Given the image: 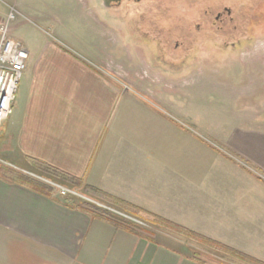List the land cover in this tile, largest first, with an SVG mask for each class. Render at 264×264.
<instances>
[{
  "label": "crops",
  "instance_id": "1",
  "mask_svg": "<svg viewBox=\"0 0 264 264\" xmlns=\"http://www.w3.org/2000/svg\"><path fill=\"white\" fill-rule=\"evenodd\" d=\"M77 3L88 7L84 0ZM82 9L79 16L91 31L98 16ZM40 32H33L36 40L25 39L21 30L16 34L29 56L16 109L14 102L1 127L0 155L9 166L45 164L79 180L75 189L83 195L100 194L95 200L102 205L115 207V200L178 226H195L201 235L211 232L212 240L232 242L222 233L234 234L238 227H257L262 235L264 179L223 153L264 175V130L233 128L227 137L213 136L222 148L209 147L202 134L167 117L175 113L168 102L173 84L162 83L155 67L146 75L149 86L122 76L123 82L113 81L106 62L81 61L75 45L68 49ZM53 198L0 177L5 259L21 251L27 264H203L170 234L148 239ZM246 235L251 242L253 233Z\"/></svg>",
  "mask_w": 264,
  "mask_h": 264
},
{
  "label": "rangeland",
  "instance_id": "2",
  "mask_svg": "<svg viewBox=\"0 0 264 264\" xmlns=\"http://www.w3.org/2000/svg\"><path fill=\"white\" fill-rule=\"evenodd\" d=\"M84 1L88 4L87 9L78 6L77 0H0V18L4 17L3 13L8 7L15 8L22 16L18 19L23 21L26 26L19 24L20 22L16 23L18 19L15 20L10 25L13 30L11 31L12 37L18 39L16 34L21 30V35L29 40H36L37 35L33 33L34 31L49 34L51 39L49 37L47 39L45 35L43 38L51 42L54 41L55 37L56 39L59 38L68 49H70V46L75 45L73 48L85 56H81V61L96 62L97 64L106 62L107 68L106 66H103V68L107 70V75L113 81L117 80L121 83L124 78L131 83L132 81H140L143 86H149L146 75L154 72L153 68L155 67L158 75L161 74L160 81L162 83H169V80H171L173 84L174 96L172 101L168 100V102L169 105L175 108V113H170L171 116L168 115L167 117L170 120L172 119L174 124L176 122L182 128L184 127L187 132L196 134L199 137L200 135L197 133L202 134L200 139L209 147L222 148L214 141L213 136L227 137L229 130L232 131L233 128L264 130V33L253 34L252 39L248 40V44L238 46V48H233L234 41L231 40L234 37L232 36L223 35L214 38L202 35L203 39L200 37V41L198 40L196 43L192 41L190 46L194 47L193 50L176 51L170 45L169 53H167V55H170L169 58L165 54L161 55L158 51L153 50L152 42L147 40L142 42L140 34L138 35V29L143 28L146 21L151 18L148 9L152 4L122 3L117 8L107 10L103 8L101 0ZM182 5L184 4L181 2L176 3L172 11H179V16H181L184 12ZM155 6V13H160L164 9L162 4L157 5L156 3ZM76 7L98 16L91 24V31L88 20L84 19L83 16H79L81 12ZM140 14L144 17V21L141 20L142 22L139 19ZM172 15L174 16L173 13ZM151 20L153 25L156 26L166 27L168 22L162 20L159 23L152 18ZM261 29L258 31H261ZM174 30L176 31L177 27H174ZM178 35L175 34L177 37ZM171 40L173 39L171 38ZM226 41H230V44L225 47ZM237 42L239 41L237 40ZM170 43H173V41ZM98 48H101L102 53L98 52ZM178 51L179 53H177ZM87 52L92 55L88 56ZM180 52L182 53L180 54ZM149 54L162 62H151ZM181 59H183V62H177ZM16 104L15 102L14 109H16ZM1 138L0 130V140ZM223 154L235 161L244 170L257 173L261 180L264 179V175L259 170L246 165L235 156L230 155L229 152L224 151ZM32 162L36 161L28 160V170L13 169L4 156L0 155V177L12 182L21 181L20 178L28 180L46 188V191L49 190L50 196L57 198L63 206L74 209L81 208L87 213L111 218L124 224L136 235L141 234L148 239L154 236L159 240L165 234L166 236L170 234L169 236L174 238L175 243H178L180 247L183 246L188 256L203 264H247L228 256L217 244L264 264V227H262V235L257 227H238L235 233L231 235L229 230H226V233L222 234L233 241L220 242L209 237L211 232L209 236L201 235L198 233L199 228L195 226H180L201 236V238L204 237L217 243L211 245L206 244L204 241L199 242L194 239L180 237L154 225L153 218L147 212H132L133 210L129 208L117 206L122 209L119 210L115 208L116 206L107 205L108 209L115 211L112 212L98 206L99 204L96 203L98 200H95V198L99 199L98 197L83 195L82 193H85V191L76 190V187L73 191L74 186L41 174ZM57 187L70 189L77 195L87 199L90 196L89 200H92L94 204L89 203L80 196H74V194L61 196ZM258 208L263 217L264 207L260 206ZM210 231H214V228H210ZM247 232L253 233L251 242L249 240L245 241V239H249L246 235ZM260 239L262 242H260ZM11 256H13V259L7 260L0 253V264H27L21 251L17 255Z\"/></svg>",
  "mask_w": 264,
  "mask_h": 264
},
{
  "label": "flooded vegetation",
  "instance_id": "3",
  "mask_svg": "<svg viewBox=\"0 0 264 264\" xmlns=\"http://www.w3.org/2000/svg\"><path fill=\"white\" fill-rule=\"evenodd\" d=\"M178 2L184 4L182 5L184 12L181 16L179 11H172ZM101 3L107 10L117 8L122 3L152 4L148 9L151 13L150 17L159 23L167 20V26L153 25V21L149 18L145 24L143 23L145 26L138 29V35L140 34L142 42L146 40L152 42L153 44H149L153 45V50L168 57L170 55L167 53L171 46L176 51L193 50L194 47L190 46L192 41L195 43L200 41L203 39L202 35L214 38L223 35L232 36L234 37L231 40L234 41L232 46L238 48L248 44L253 34L264 33V0H101ZM156 3L164 7L160 13L154 12ZM139 19L140 22L144 21L142 14L139 15ZM174 27H177L176 31ZM259 29L261 31H258ZM171 41L173 43H170ZM229 42H225V47L230 44ZM149 56L151 62H162L160 59L156 60L152 54ZM177 62H183V59Z\"/></svg>",
  "mask_w": 264,
  "mask_h": 264
},
{
  "label": "built area",
  "instance_id": "4",
  "mask_svg": "<svg viewBox=\"0 0 264 264\" xmlns=\"http://www.w3.org/2000/svg\"><path fill=\"white\" fill-rule=\"evenodd\" d=\"M20 17L22 16L15 8L8 7L6 15L0 18V130L3 123L12 115L13 104L29 56L24 44L11 36L10 25ZM57 188L61 196L69 194L78 196L74 190ZM98 206L115 212L107 206L100 204Z\"/></svg>",
  "mask_w": 264,
  "mask_h": 264
},
{
  "label": "trees",
  "instance_id": "5",
  "mask_svg": "<svg viewBox=\"0 0 264 264\" xmlns=\"http://www.w3.org/2000/svg\"><path fill=\"white\" fill-rule=\"evenodd\" d=\"M32 164L36 168H38L39 169L38 171H40L41 174H43V175L45 174V175H47V176H49V177H51V178H53L55 180H58V181H60V182H62L64 184H69L71 186H74L73 188H75V187L80 185V181L79 180H77L75 178H72V177H70V176H68V175H66V174H64L62 172H59L58 170L53 169V168H51L49 166H46L45 164H41V163H37V162H32ZM20 179H21V181H16L15 183L19 184V185H21V186H23L25 188H28V189L36 192V193L42 194L44 196H49L50 195L49 190L46 191V188L41 187L39 185H36V184H34V183H32V182H30L28 180H24L22 178H20ZM99 195L100 194H98L96 197L101 198L102 196H99ZM110 202L114 206L129 208V209L133 210L132 212H142L140 210L134 209V208H132V207L126 205V204H122V203H120L118 201H115V200H111ZM92 215H94V214H92ZM94 216L95 217H99V218L101 217V219L108 221L112 225H114V226H116V227H118L120 229H123V230H125V231H127L129 233H132V231H130V229H128L124 224L118 223L115 220H112L111 218H105V216H96V215H94ZM150 216L154 220V223H153L154 225H156L158 227H161V228H163L164 230H166L168 232H171V233H174L176 235H179L180 237L182 236L184 238L194 239V240L199 241V242L204 241L206 244H210V245L211 244H217V243H215V242H213L211 240L205 239L204 237H203L204 238L203 239V238H201V236L196 235L194 233H191L188 230H186L184 228H181L180 226H178V225H176L174 223H171V222H169V221H167L165 219H162V218L157 217V216L152 215V214H150ZM132 234H134V233H132ZM217 245L219 246V248L221 250H223V252L225 254H227L228 256H232L233 258H235L237 260H240V261H242L244 263H247V264H262V263H260L258 261H254L253 259L249 258L248 256L240 254V253H238V252H236L234 250H231V249H229V248H227L225 246H222L220 244H217Z\"/></svg>",
  "mask_w": 264,
  "mask_h": 264
}]
</instances>
